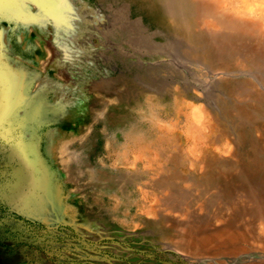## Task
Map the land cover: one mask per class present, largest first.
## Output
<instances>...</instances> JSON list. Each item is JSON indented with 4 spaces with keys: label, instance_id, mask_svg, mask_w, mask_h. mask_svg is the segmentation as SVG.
I'll return each mask as SVG.
<instances>
[{
    "label": "rangeland",
    "instance_id": "obj_1",
    "mask_svg": "<svg viewBox=\"0 0 264 264\" xmlns=\"http://www.w3.org/2000/svg\"><path fill=\"white\" fill-rule=\"evenodd\" d=\"M235 3L59 0L83 24L43 34L0 19V89L47 102L33 132L0 120V264H264V7ZM59 33L86 51L64 57ZM17 140L38 143L60 210L19 207Z\"/></svg>",
    "mask_w": 264,
    "mask_h": 264
},
{
    "label": "water",
    "instance_id": "obj_2",
    "mask_svg": "<svg viewBox=\"0 0 264 264\" xmlns=\"http://www.w3.org/2000/svg\"><path fill=\"white\" fill-rule=\"evenodd\" d=\"M57 1L51 2L57 5ZM52 3L48 4L46 0H0V19L10 22H21L25 26L33 28L39 34L44 32L45 21L61 24L65 21L66 27L70 26V24L72 25V23L79 27V21L83 24L82 13L77 12L79 21L66 22V18L63 16L58 17L57 14L53 13L51 10ZM80 37V34L75 33L74 36L71 35L68 39L59 33L57 38L54 35L53 45L57 47V52H63L64 57L72 58L73 54L77 56L79 53L82 54L86 51L84 46L78 42L81 39ZM4 70L9 71L8 68ZM4 80L6 81V79ZM2 83L3 79H1ZM28 83L24 81L22 85H17L13 88L11 85L14 84V81L10 80L6 84L8 86L5 90L0 89V120L3 121L2 128L5 133L33 132L30 121L34 119L30 121L28 119L39 115L41 107L44 109L45 105H47V102L45 99L43 100L39 92L33 95L28 92ZM16 89H19L20 93ZM25 98H28L29 108L22 104L25 102ZM8 158L9 165L12 166L14 172L13 182L9 188L13 192V196H16L22 204H18L19 207L30 211V209L34 208L33 204L37 203L43 208L42 210H60L56 199L60 201L61 197L58 198L55 192L57 186L52 181L53 172L47 165L45 166L48 168H44V161L41 157L38 143L35 140H17L10 144ZM38 188L40 190L44 188L46 192L44 191L43 194V191H39ZM44 195L46 196V201L41 200ZM55 216L58 217V215ZM96 225L99 224L89 221L78 224L79 227L88 231L93 230Z\"/></svg>",
    "mask_w": 264,
    "mask_h": 264
},
{
    "label": "bare ground",
    "instance_id": "obj_3",
    "mask_svg": "<svg viewBox=\"0 0 264 264\" xmlns=\"http://www.w3.org/2000/svg\"><path fill=\"white\" fill-rule=\"evenodd\" d=\"M235 2L237 3V4L236 3L235 4L237 5V7L240 10H249L252 8L264 7V0H235ZM250 2L252 3V5L248 6L247 4H250Z\"/></svg>",
    "mask_w": 264,
    "mask_h": 264
}]
</instances>
